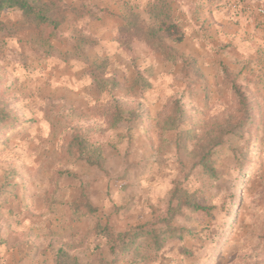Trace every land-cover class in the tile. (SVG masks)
Returning a JSON list of instances; mask_svg holds the SVG:
<instances>
[{
  "label": "rangeland",
  "instance_id": "1",
  "mask_svg": "<svg viewBox=\"0 0 264 264\" xmlns=\"http://www.w3.org/2000/svg\"><path fill=\"white\" fill-rule=\"evenodd\" d=\"M49 1L57 28L0 17L2 264L23 245L31 264H56L53 247L81 264H264V0ZM153 6L186 30L166 43L174 59L116 42L129 12L149 20ZM227 78L249 97L247 127ZM208 150L219 179L202 173ZM178 183L215 218L183 212L160 251L144 241L116 261L95 226L167 217Z\"/></svg>",
  "mask_w": 264,
  "mask_h": 264
},
{
  "label": "trees",
  "instance_id": "2",
  "mask_svg": "<svg viewBox=\"0 0 264 264\" xmlns=\"http://www.w3.org/2000/svg\"><path fill=\"white\" fill-rule=\"evenodd\" d=\"M8 10L20 12L26 24L35 28L46 24L57 28L63 21L57 19L56 9L49 0H0V17ZM151 13L150 19L147 20L140 13L129 12L124 24L119 27L116 42L120 48L127 51H131L136 44H142L154 53L174 59L176 55L166 46V43H183L186 39L185 28L170 11L153 6ZM186 62L189 63L198 80H205L196 59L189 58ZM226 82L238 101L240 120L237 121V126L247 127L253 116L249 97L236 81L227 78ZM1 122H7L2 115H0ZM6 125L10 126V123ZM217 158L218 153L215 150L203 153L199 163L203 174L219 179ZM87 208L89 212L94 210L90 205ZM215 210L216 207L212 206L209 200L200 198L183 184L178 183L171 194V206L167 217H159L155 222L140 224L126 232H116L111 226L98 223L94 232L106 240L111 256L117 261L122 255L133 251L138 243L144 241H147L154 250L160 251L164 246L165 238L169 235L174 236L178 231L173 226V221L183 212H189L203 221L209 218L214 219ZM238 216L239 213L235 212L234 217L238 218ZM160 226L163 229H158ZM208 228L209 225H207ZM51 252L56 264H81L78 257L70 254L64 247H53Z\"/></svg>",
  "mask_w": 264,
  "mask_h": 264
},
{
  "label": "crops",
  "instance_id": "3",
  "mask_svg": "<svg viewBox=\"0 0 264 264\" xmlns=\"http://www.w3.org/2000/svg\"><path fill=\"white\" fill-rule=\"evenodd\" d=\"M8 12H15L13 10H8L6 11V13ZM15 15L17 14H21L20 12L17 11V13H14ZM23 19V17H21ZM25 251L24 254H22V256L18 257L19 253L17 248L15 249H11V251L9 252V258L11 261H13V264H31V259L34 257L35 254L38 253V251L36 252V248L35 245H23L22 247ZM16 256V258H15ZM0 264H2V261H0ZM8 264V263H6Z\"/></svg>",
  "mask_w": 264,
  "mask_h": 264
},
{
  "label": "built area",
  "instance_id": "4",
  "mask_svg": "<svg viewBox=\"0 0 264 264\" xmlns=\"http://www.w3.org/2000/svg\"><path fill=\"white\" fill-rule=\"evenodd\" d=\"M257 11L259 15L264 16V8L259 7Z\"/></svg>",
  "mask_w": 264,
  "mask_h": 264
}]
</instances>
